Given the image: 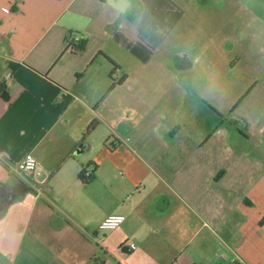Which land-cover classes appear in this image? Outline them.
<instances>
[{
    "label": "crops",
    "instance_id": "obj_1",
    "mask_svg": "<svg viewBox=\"0 0 264 264\" xmlns=\"http://www.w3.org/2000/svg\"><path fill=\"white\" fill-rule=\"evenodd\" d=\"M200 3L0 0V264H264V78L194 77Z\"/></svg>",
    "mask_w": 264,
    "mask_h": 264
},
{
    "label": "rangeland",
    "instance_id": "obj_2",
    "mask_svg": "<svg viewBox=\"0 0 264 264\" xmlns=\"http://www.w3.org/2000/svg\"><path fill=\"white\" fill-rule=\"evenodd\" d=\"M196 18L176 43L193 58L201 54L194 77L223 82L222 89L217 88L218 98L228 110L229 99L241 100L256 81L264 78V0H204ZM205 42L208 48L203 55ZM210 71L214 77L208 76ZM207 90L209 95L215 92L213 87ZM224 123L230 125L231 120L225 118ZM238 129L245 131L246 121L240 120ZM119 248L112 244L109 250Z\"/></svg>",
    "mask_w": 264,
    "mask_h": 264
},
{
    "label": "built area",
    "instance_id": "obj_3",
    "mask_svg": "<svg viewBox=\"0 0 264 264\" xmlns=\"http://www.w3.org/2000/svg\"><path fill=\"white\" fill-rule=\"evenodd\" d=\"M70 41V40H69ZM10 78V73L7 72L4 76V81H7ZM65 96L66 93L64 92ZM14 174L21 178H28L33 175L38 169V162L31 153L25 154L22 159L14 165L12 168ZM85 177L89 176V170L85 172ZM122 217L119 216H109L105 218L97 227L101 232H107L116 229L122 222ZM125 247H128L129 250L135 248L134 244H124ZM230 264H239L237 261L232 260Z\"/></svg>",
    "mask_w": 264,
    "mask_h": 264
},
{
    "label": "trees",
    "instance_id": "obj_4",
    "mask_svg": "<svg viewBox=\"0 0 264 264\" xmlns=\"http://www.w3.org/2000/svg\"><path fill=\"white\" fill-rule=\"evenodd\" d=\"M85 40H80L78 42H74V40H70L69 44H70V49L71 52L76 53L79 52L83 49L84 45H85ZM4 92V85L2 83H0V94L3 95ZM91 129V126L87 129V131L83 134V137L89 132V130ZM94 167L91 171H89V176L85 177V172L87 171V169H82L79 173V179L81 180L82 183L87 184L89 181H91V179L93 178V173L95 171Z\"/></svg>",
    "mask_w": 264,
    "mask_h": 264
}]
</instances>
